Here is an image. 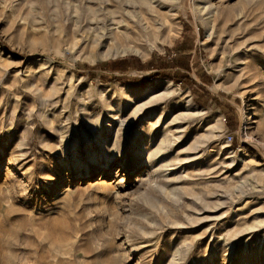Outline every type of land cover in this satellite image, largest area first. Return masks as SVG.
Instances as JSON below:
<instances>
[{
    "label": "rangeland",
    "instance_id": "374dc122",
    "mask_svg": "<svg viewBox=\"0 0 264 264\" xmlns=\"http://www.w3.org/2000/svg\"><path fill=\"white\" fill-rule=\"evenodd\" d=\"M0 264H264V0H0Z\"/></svg>",
    "mask_w": 264,
    "mask_h": 264
},
{
    "label": "trees",
    "instance_id": "16d2710c",
    "mask_svg": "<svg viewBox=\"0 0 264 264\" xmlns=\"http://www.w3.org/2000/svg\"><path fill=\"white\" fill-rule=\"evenodd\" d=\"M184 51H185V49L183 50V52ZM161 63L158 64V65L157 64L154 65L153 59H151L148 62H146V64L139 65L138 68L140 70H143V69L172 70V69H176V68L177 69H185V70L188 69L186 63H181L180 61H178L176 59H172L170 61L168 60L165 63L163 62L162 64ZM107 65H108V68L111 69V70H124L125 66L127 64H126L125 61H117V62L108 63ZM174 75L179 76L180 74H179V72L174 71ZM172 79H173V81H177L176 78H172ZM227 123H228V126L230 127V123H229L228 119H227Z\"/></svg>",
    "mask_w": 264,
    "mask_h": 264
},
{
    "label": "bare ground",
    "instance_id": "6f19581e",
    "mask_svg": "<svg viewBox=\"0 0 264 264\" xmlns=\"http://www.w3.org/2000/svg\"><path fill=\"white\" fill-rule=\"evenodd\" d=\"M123 17V16H122ZM124 17L125 18H128L127 20H131V22L134 24L133 25V29H132V31L134 30L135 31V36H134V40L135 41H139L140 40V37H142L143 36V33H142V31H141V29H140V27H139V18H138V16L136 15V14H134V15H124ZM124 17L122 18V19H124ZM105 18H106V16H105ZM107 19H108V17L106 18V21H107ZM125 20V19H124ZM123 20V21H124ZM140 20H142V19H140ZM146 20V19H145ZM145 20H143V21H145ZM105 21V22H106ZM114 22V21H113ZM126 22H129V21H126ZM145 22H147V21H145ZM106 25V24H105ZM143 32H144V30H143ZM145 33V32H144Z\"/></svg>",
    "mask_w": 264,
    "mask_h": 264
}]
</instances>
